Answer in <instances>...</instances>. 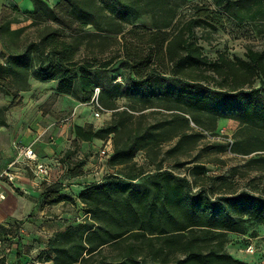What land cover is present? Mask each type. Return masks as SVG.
Instances as JSON below:
<instances>
[{
    "label": "trees",
    "instance_id": "obj_1",
    "mask_svg": "<svg viewBox=\"0 0 264 264\" xmlns=\"http://www.w3.org/2000/svg\"><path fill=\"white\" fill-rule=\"evenodd\" d=\"M31 1L32 11H22L14 3L3 4L0 9V57L3 60L0 62V92L13 100L21 91L28 90L30 79L35 78L54 81L57 93L76 92L80 101L89 103L94 101L97 85L94 79L120 62L125 71L121 75L122 83L142 95L136 101L141 105L140 111L158 106L153 100L163 99L168 109L179 114L188 113L185 107L213 116L219 109L241 108L242 115L250 121L264 119V52L247 48L243 57L230 56L226 50L217 51L213 58L206 55L195 27L200 24L211 28L221 26L220 13L208 4H194L192 14L175 33L167 30L170 21L162 25L154 23L147 33H139L141 26L137 24L127 32H123L119 24L113 31L104 26L114 27L113 23L109 25L114 16L145 14L152 12L156 4L163 6L174 1L111 0V13H106L97 0H58L54 4L47 0ZM215 1L218 4L219 0ZM118 5L121 8L117 12L113 6ZM107 30L119 37H108ZM112 45V49H108ZM119 86L120 83H111L96 96L100 106L111 111L114 120L102 129H95L92 123L75 124L73 149L66 156L74 155L75 143L79 140H106L111 134L113 149L107 157L108 164L120 167L103 181L91 183L80 191L77 197L84 205L85 219L70 223L49 237L46 260L50 264H89L102 245H115L128 234L135 239L144 238L159 256H164L167 249L186 252L185 259L177 264H246L224 252L221 243L217 244V250H203L200 231L229 228L225 220L209 217L217 203L207 187L199 183L203 179L213 181L205 174L203 164L191 165V180L186 175L157 168L152 176L156 193L152 198L147 187L139 190L132 184L149 165L141 150L147 146L144 143L149 142L151 135L148 130H142L140 121L137 126H129L132 115L117 105L114 90ZM190 117L200 125L198 119ZM181 118L185 127L180 133L172 134L166 129L169 133L166 136H179V142L188 137L185 131L191 129L188 118L183 115ZM0 124L6 123L0 120ZM211 129L216 132L217 119ZM200 130L204 131L205 127L200 125ZM166 136L162 133L154 136V140ZM75 164L82 167L83 161ZM63 165L69 172L68 163L63 161ZM70 172L76 174L73 169ZM51 184L46 204L68 198L61 181ZM223 185L222 182L218 188ZM192 186L197 189L193 190ZM218 199L229 200L227 197ZM231 203L235 207H249L250 217L264 225L263 195L243 192ZM14 222L19 225L22 219ZM186 230H190V236L180 241V234ZM170 232H174L173 235H169ZM5 237L0 235L2 240ZM155 239L160 240L158 249L152 243ZM127 248L129 256L125 260L104 258L99 264H136L130 254L137 245L131 243ZM4 257L0 264H4Z\"/></svg>",
    "mask_w": 264,
    "mask_h": 264
},
{
    "label": "rangeland",
    "instance_id": "obj_2",
    "mask_svg": "<svg viewBox=\"0 0 264 264\" xmlns=\"http://www.w3.org/2000/svg\"><path fill=\"white\" fill-rule=\"evenodd\" d=\"M173 1L164 3L163 6L156 4L152 12L145 14L128 13L122 18L113 15L114 20H110L109 25L113 23L114 27L107 25L104 27L113 31L119 24L123 32H127L132 25L137 24L141 26L139 33H147V30L153 28L154 23L162 25L170 21L167 30L169 33H175L177 27L192 14L194 4H208L212 10L220 13L221 26L211 28L200 24L195 27L200 45L206 55L213 58L217 51L226 50L230 56L243 57L247 48L264 52V0H219L218 4L215 0ZM97 2L106 13H111L109 12L112 8L111 0H97ZM113 8L118 12L121 7L118 5ZM105 35L119 37V34L108 30ZM113 46H109L108 49H112ZM2 61L0 57V62ZM124 72V68L118 62L106 74L96 77L94 81L97 84L95 86L97 91L106 89L111 83H120L114 93L119 109L124 108L132 115L129 126H137V122L140 121L142 130H148L151 135V138H147H150L149 142L144 143V146H147L141 150L149 165H146L143 173L132 181V184L139 190L147 187L152 198L156 194L152 176L157 168L162 167L161 170L168 169L173 173L186 175L191 180V165L203 164L205 174L213 178V181L203 179L199 183L207 187L212 199L217 203L209 217L212 220L223 219L229 225V228L212 227L199 232L203 239L204 252L217 250V244L221 243L224 252L246 264H264V225L250 217L249 207H235L231 203L243 192L264 196V119L250 121L242 115L241 108L219 109L213 116L185 107L188 113L180 112L179 114L175 110L168 109L163 99L153 100L158 106L140 111L141 105L136 101L141 99L142 95L126 88L122 83L121 75ZM256 84H259L258 80ZM55 91L56 82L31 78L29 89L21 91L19 97L14 100L10 95L0 92V120H4L16 136L23 137L29 131L36 130L38 126L45 129L46 135L49 132L52 135H60V140L54 142L55 139L50 138L49 133L46 141L56 143L60 147L54 153L60 159L59 164L64 161L70 167L69 172L71 169L76 171V174L72 175L61 165L56 166L53 181H61L64 184L63 191L68 195L64 201L54 205L46 204L47 189L52 182H42L40 190L37 186H33L39 191L34 202L36 211H31L22 217L23 223L16 225L13 218H0V235L6 236L0 247V260L4 255H6L4 258H7L4 264H18L14 260L23 255L29 256L31 264H50L51 262L46 260L48 254L45 245L49 237L56 232L54 229L70 223L76 224L85 219L84 205L77 197L80 191L91 183L103 181L107 175L120 167L110 166L108 156L101 155V150L104 149L108 139L111 140L113 149L111 134L106 140L99 138L79 140L78 144L75 143L74 155L70 158L66 156V153L73 149L72 127L77 122L89 119L91 122L87 123H92L95 129H102L114 118L110 110H104L99 118L94 117L97 109L95 102L80 101L79 93ZM133 106L135 108H132ZM182 115L188 118L191 129L185 131L188 137L179 142V136L167 137L166 129L168 128L172 134L180 133L185 127ZM190 115L199 120L201 127H205L204 131L200 132V125H196ZM216 119L217 129L214 132L211 128ZM162 133L166 138L154 140V136L162 135ZM19 144L24 143L17 138L12 142L16 155V146ZM68 160L74 163L70 164ZM78 160L83 161L82 167L75 164ZM2 179L11 182L6 176ZM222 182L224 185L218 188ZM192 188L197 189L196 186ZM16 189L17 194L25 193L23 190ZM220 197H227L229 200L218 199ZM1 201L3 199H0ZM1 210L0 208V214H2ZM189 231L186 230L180 234V241H185L187 236H190ZM173 233L170 232L169 235ZM146 237L149 235L146 234ZM13 238H17V246L14 248L11 247ZM143 239L141 237L135 239L126 234L124 239L115 245L104 244L94 254L95 257L89 264H99L104 258L107 261L112 259L123 261L129 256L127 247L131 243L137 245L136 250L130 254L136 264H177L186 257V252L171 249H167L164 256L156 255L152 247L148 246L150 244ZM152 243L158 249L160 240L155 239ZM248 245H252V252L246 250Z\"/></svg>",
    "mask_w": 264,
    "mask_h": 264
},
{
    "label": "crops",
    "instance_id": "obj_3",
    "mask_svg": "<svg viewBox=\"0 0 264 264\" xmlns=\"http://www.w3.org/2000/svg\"><path fill=\"white\" fill-rule=\"evenodd\" d=\"M47 1L54 4L58 0ZM9 3L17 4L22 11L33 10V4L31 0H0V9L3 4ZM55 92H57V90ZM85 121L86 123L91 122V120L89 119H86ZM85 121L83 120L82 122H77V124L83 125ZM49 133H47L46 135L45 129H42L40 126H38L36 130L29 131L28 134L23 137L16 136L14 132L11 131L10 127H8L6 124H0V171L8 169L9 163L16 157V150L15 147L12 145V142L15 138L22 140L25 145H31L38 157L50 165V173L45 179L34 178L31 170L24 167L23 165H17L11 168L12 171L16 172L15 179L11 182L5 181L3 179L0 180V191L4 194L3 201L0 202V208L2 209V214H0V218H13V221L15 219L20 220L22 219V217L28 215L31 211H36V206L34 205V202L39 194L38 190H40V184H42V182H54L53 175L56 173V166L58 167V165H61L62 168L65 170L66 167L63 165L62 162L61 164H59L60 159L59 157H57L56 154H54L55 151L58 150V148L60 147L57 146L56 143L46 141V139H48ZM50 134V138L53 137L55 139L54 142L60 140V135L58 136V134ZM108 141H110V145L107 143ZM108 141L106 142L104 148H108L109 156V154H111L112 152V146L111 140L108 139ZM33 186H37L38 190L34 189ZM16 188L23 190L25 193L23 195L17 194ZM64 193L66 192L64 191ZM66 226L67 225L62 226L58 229L56 228L54 230L61 231L64 230ZM27 259H29V256L23 255L18 257L14 261H17L18 264H22V262Z\"/></svg>",
    "mask_w": 264,
    "mask_h": 264
},
{
    "label": "built area",
    "instance_id": "obj_4",
    "mask_svg": "<svg viewBox=\"0 0 264 264\" xmlns=\"http://www.w3.org/2000/svg\"><path fill=\"white\" fill-rule=\"evenodd\" d=\"M98 91L95 90V95L93 97L95 105L97 107L94 112V117L99 118L103 115V111L106 110L100 106L97 102L96 96ZM107 111V110H106ZM110 145V141L107 142ZM17 147V155L16 157L9 163L8 169L0 171V180L3 176H6L9 180L13 181L15 179L16 172L12 171L11 168L17 165H23L24 167L31 170L34 178L37 179H45L50 173V165L40 159L36 154L35 150L31 145L19 144ZM108 156V148H104L101 150V155ZM4 198V194L0 191V199ZM17 238H13L11 242V247L14 248L17 246ZM2 239L0 238V247L2 246ZM246 250L248 252L253 251L252 245H248ZM22 264H31V260H25Z\"/></svg>",
    "mask_w": 264,
    "mask_h": 264
}]
</instances>
